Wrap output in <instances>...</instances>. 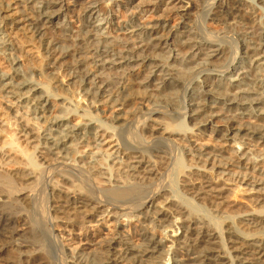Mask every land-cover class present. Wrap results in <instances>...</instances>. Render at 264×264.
<instances>
[{
    "label": "bare ground",
    "instance_id": "6f19581e",
    "mask_svg": "<svg viewBox=\"0 0 264 264\" xmlns=\"http://www.w3.org/2000/svg\"><path fill=\"white\" fill-rule=\"evenodd\" d=\"M139 9L0 0L1 264H264V0Z\"/></svg>",
    "mask_w": 264,
    "mask_h": 264
},
{
    "label": "rangeland",
    "instance_id": "374dc122",
    "mask_svg": "<svg viewBox=\"0 0 264 264\" xmlns=\"http://www.w3.org/2000/svg\"><path fill=\"white\" fill-rule=\"evenodd\" d=\"M165 1L167 4H169V6H171L172 0H135V4L139 5V8H140L139 11H141L142 16L147 20V19H151L152 16H159L160 15L159 11H157V10H159V8L162 7V4L165 3ZM210 2H212V0H210ZM208 6H206V7L208 8ZM171 18H174V17H171ZM206 20H207V18L205 19V17H202L200 20H198L199 21L198 24L200 23L199 24L200 28H202V29L207 28V29L215 30V31L220 29L218 26H215V25H212L211 23H209V21L206 22ZM142 120H141V122H143ZM139 125H136V127H137V129L139 127H141L139 129H140L142 134L140 133L139 130H137L135 128V126L132 129L133 130L132 133L134 134L133 136H135L137 140L139 138H141V139L144 138L143 137L144 132H142V130L144 128L142 126L144 124H141L142 126H139ZM139 135H141V136H139ZM139 141H140V139H139ZM161 146H163V145H159V147H161ZM159 147L157 146V148H159ZM145 149H146L147 153H150L151 151L153 152V150L148 149V147L147 148L145 147ZM162 149H165V146ZM173 152H172L173 156L175 157L178 152L177 151H173ZM28 215L31 218V223L28 227H24L23 229H21L20 234L22 235V238H21L22 241L26 242V244L28 242L27 245H30V243H31V245L29 247L28 246L22 247L18 252L15 251V249H13L12 247H7L6 252L2 256V258L3 259L5 258V260L9 259L8 261L6 260L7 261L6 264H34V262L36 260H41L42 258H44L42 261V262H44V264H66V262L65 263H63V262L65 261V259L67 260V258L63 257L64 253L61 254L62 251L56 246L55 243H53V240L50 237L52 234L51 230L56 225L54 226V224H53L52 227L49 226L48 228H44V226H42L40 224V222L37 221V219H36L38 217H37V211L35 208L31 209L29 211ZM1 218L3 219L2 215H0V222L2 220ZM31 229H32V231L37 232V234L35 235L36 237L31 234ZM60 232H61L62 236H65V238L68 239V240H65V245H66L65 250H67L69 248L68 245H72L71 242H69L71 240V238L67 237V233H66V231L64 232V229H61ZM30 254H32V255H30ZM66 254H67V252H66ZM39 256H41V257H39ZM61 258H62V260H61ZM8 262H10V263H8ZM0 264H1V262H0Z\"/></svg>",
    "mask_w": 264,
    "mask_h": 264
}]
</instances>
